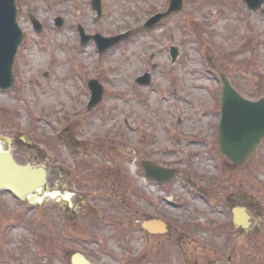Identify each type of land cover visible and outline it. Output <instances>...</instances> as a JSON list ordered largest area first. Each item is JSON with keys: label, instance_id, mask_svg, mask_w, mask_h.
I'll list each match as a JSON object with an SVG mask.
<instances>
[{"label": "rangeland", "instance_id": "1", "mask_svg": "<svg viewBox=\"0 0 264 264\" xmlns=\"http://www.w3.org/2000/svg\"><path fill=\"white\" fill-rule=\"evenodd\" d=\"M91 2L17 0L25 39L15 85L0 90V136L11 139L3 145L20 164L46 168L48 192L71 201L69 210L54 199L31 207L0 192V264H71L76 253L93 264H264V143L243 168L220 155L213 74L248 99L264 97V15L243 0H184L182 12L147 30L170 0H102L98 19ZM79 26L88 36L130 37L100 55L93 40L81 45ZM146 73L152 84L137 86ZM92 79L105 92L89 111ZM146 161L179 177L154 184ZM195 181L217 186L222 202ZM236 208L250 226L231 237L225 223ZM156 212L173 222L170 241L142 230Z\"/></svg>", "mask_w": 264, "mask_h": 264}, {"label": "water", "instance_id": "2", "mask_svg": "<svg viewBox=\"0 0 264 264\" xmlns=\"http://www.w3.org/2000/svg\"><path fill=\"white\" fill-rule=\"evenodd\" d=\"M250 9L258 10L264 0H244ZM93 8L102 14L101 0L93 1ZM183 7V0H171L168 13L159 15L152 19L147 27H153L163 18L180 12ZM264 13V10L262 11ZM38 32L42 26L34 18L32 19ZM57 25H62V20H57ZM129 37L121 35L115 38H102L97 35L93 37L100 53L119 44ZM24 35L18 24V11L16 0H0V89L7 91L14 86V64L20 45L23 43ZM91 37H85L83 43L90 41ZM173 57L177 58V49L173 48ZM223 103L222 123L220 131V148L222 154L229 158L235 168L243 167L250 156L261 145L264 140V98L258 102L244 99L230 85L228 80L223 79ZM140 85H150L151 76L146 75L137 82ZM90 88L93 98L90 108L98 105L103 99V88L98 81H91ZM1 141L9 144L8 139L1 138ZM145 173L148 178L161 183L170 181L175 176V171L165 172L145 165ZM6 190L21 200L29 199L32 205L37 204V196L44 198L48 192L47 171L44 168H35L30 165H19L13 155L9 152L0 153V191ZM67 210L69 205L63 201ZM238 224H242V218H238ZM145 228L151 231V223L145 224ZM72 264H92L83 254H76Z\"/></svg>", "mask_w": 264, "mask_h": 264}, {"label": "flooded vegetation", "instance_id": "3", "mask_svg": "<svg viewBox=\"0 0 264 264\" xmlns=\"http://www.w3.org/2000/svg\"><path fill=\"white\" fill-rule=\"evenodd\" d=\"M199 182V181H198ZM198 182H196V183H194L193 184V187L197 190V189H199L200 190V193L202 194V195H205L206 193L207 194H210L211 193V198L212 199H214V200H216V203L217 204H219L220 202H222V200H221V198H218V199H216V197L214 196V195H216V194H214L212 191L213 190H216V188H217V186L216 187H214V189L213 188H208L206 185H200V182L198 183ZM154 184H157V183H154ZM200 186V187H199ZM203 187H206V188H208V191H205V189H203ZM219 189H221V188H218L217 189V191H215L216 193H221V190H219ZM195 190V191H196ZM217 196V195H216ZM221 200V201H220ZM250 203L252 204H254V209H253V211L252 212H254L255 214H256V216H258L259 217V219H261V215H262V211H263V209H261L260 208V206H256V201L255 200H250ZM258 203H259V205H260V202H259V200H258ZM178 205H180V207H184L185 205H183V204H180V203H178ZM234 205V204H233ZM175 206V205H174ZM156 207H158V204H156ZM227 207H228V204H227ZM234 211H235V209H233V210H231V213H232V221L230 222L229 220L230 219H228V221L225 223V226H227V228H226V234H228L229 232H230V236L231 237H233V235L234 236H237L238 234H240L241 235V233H243V230H246V229H244L243 227H239V226H237L236 224H235V222H234ZM258 217H257V219H258ZM165 220H164V219ZM153 220H157V219H160V220H163V221H165L166 222V224H167V231L164 233V234H162V235H160V234H154V236H157V237H160V236H163V237H166V239L167 240H171L172 239V234H173V232H175V227H174V225H173V222H171V221H167V219L163 216V215H160V214H158L157 212H156V214L154 215V217L152 218ZM249 220H250V217H249ZM257 222H260L259 220L257 221ZM256 222V223H257ZM250 226V222H249V224H248V227ZM258 226H260V223L258 224ZM229 235V234H228ZM235 244H237V243H235ZM181 246V245H180ZM233 253V257L234 256H236L237 254H238V252H239V249H238V247L236 246V245H233V251H232ZM244 259V258H243Z\"/></svg>", "mask_w": 264, "mask_h": 264}, {"label": "bare ground", "instance_id": "4", "mask_svg": "<svg viewBox=\"0 0 264 264\" xmlns=\"http://www.w3.org/2000/svg\"><path fill=\"white\" fill-rule=\"evenodd\" d=\"M6 152V148L4 147L3 144L0 143V153H4ZM46 197H44L43 199H40V202L42 201H45V200H48V199H54V200H63V199H66L68 202L71 201V194H64V197L58 193V192H48L46 193Z\"/></svg>", "mask_w": 264, "mask_h": 264}, {"label": "trees", "instance_id": "5", "mask_svg": "<svg viewBox=\"0 0 264 264\" xmlns=\"http://www.w3.org/2000/svg\"><path fill=\"white\" fill-rule=\"evenodd\" d=\"M43 211V210H42ZM42 217H43V215H42Z\"/></svg>", "mask_w": 264, "mask_h": 264}]
</instances>
